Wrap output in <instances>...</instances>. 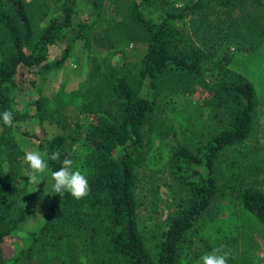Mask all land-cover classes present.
I'll return each mask as SVG.
<instances>
[{"label":"trees","instance_id":"trees-1","mask_svg":"<svg viewBox=\"0 0 264 264\" xmlns=\"http://www.w3.org/2000/svg\"><path fill=\"white\" fill-rule=\"evenodd\" d=\"M57 1L58 16L36 26L24 0H0V113L7 110L14 116L12 127L0 120V264H178L184 235L216 195L217 156L251 132L257 93L243 74L230 69L229 58L223 54L213 80L204 82L203 87L216 101L210 103L227 108L225 126L199 149L182 144L176 147L172 171L187 186L189 198L167 216L152 241H147L139 227L135 196L136 170L145 160L144 127L155 109L162 77L169 73L197 77L206 60L199 48L178 45L183 32L175 23L190 16L205 31L210 30L212 22L206 17L212 6L207 2L211 1L222 14L214 23L219 32L227 31L225 41L240 45L243 41L249 44L248 49H254L264 43V0H189L161 15L149 9L151 0H112L117 19L104 26L93 43L105 50L112 48L113 41L101 35L108 31L141 45L143 52L134 78L123 75L117 64L104 72L114 107L107 112L106 107L97 105L95 116L85 123L82 139L89 152L81 160L66 154L68 142L72 145L75 141L67 116L56 123L62 131L50 137L18 128L21 121L41 119L48 109L59 113L57 102L46 101L38 92V80L58 67L67 54L69 42L61 46L58 56L49 58L50 47L58 44L62 30L72 25L75 5L87 1L93 8L97 6V0ZM77 26L79 31L83 23ZM77 37L75 32L73 39ZM142 82L147 85L144 94ZM17 138L34 141L42 154L61 152L59 161H48L49 198L43 209L32 204L37 191H27L26 182L19 185L24 176L18 175L14 163L23 150ZM64 158L72 159L74 168L88 178L90 195L82 200L67 193L58 197L53 192L51 172L62 166ZM238 200L242 211L264 225L262 191L244 188ZM35 212L41 213L40 224L26 233L15 253L5 256V239Z\"/></svg>","mask_w":264,"mask_h":264},{"label":"rangeland","instance_id":"rangeland-1","mask_svg":"<svg viewBox=\"0 0 264 264\" xmlns=\"http://www.w3.org/2000/svg\"><path fill=\"white\" fill-rule=\"evenodd\" d=\"M24 1L36 26L58 16L57 0ZM188 1L151 0L149 9L161 15ZM207 4L212 5L206 17V21L212 22L210 30L205 31L194 22L198 20L190 16L175 23L183 32L178 45L181 47L183 44L187 49L199 48L206 54V60L201 63L197 77H185L179 73L162 77L155 109L144 127L145 160L136 170L139 227L145 239L152 241L163 228L167 216L184 206L189 198L187 186L172 171L176 147L182 144L192 150L199 149L212 133L225 126L227 108L214 105L216 101L208 96L203 87L204 82L211 83L217 63L225 54L229 58L230 69L243 74L255 88L257 105L253 124L244 141L226 148L217 156L216 195L200 219L184 235L178 264H197L203 254L220 245L229 253L228 264H264V225L242 211L238 200V193L247 187L264 193V43L248 49L249 44L243 41L241 45L230 39L225 41L223 34L227 31L223 29L219 32L214 23L215 18L217 21L222 18L219 6L211 1ZM112 6V0H97L95 8L87 1H79L75 5L72 25L62 30L64 35L60 42L50 47L49 58L58 56L61 46L69 42L67 54L58 67L42 74L36 87L46 101L57 102L59 113L55 115L48 109L41 119L21 121L18 127L39 137H50L62 131L56 123L67 116L75 141L72 145L68 142L66 154L74 159L81 160L89 152L83 144L82 130L85 123L95 116L97 105L106 107L107 112L113 110L114 101L103 80L104 72L117 64L123 75L134 78L143 52L141 45L126 42L108 31L101 35L113 41L112 48L105 50L93 43L92 39L99 36L98 32L117 19ZM78 22L83 23L79 31ZM75 32H78V37L73 39ZM146 86V82L141 83L142 94ZM17 140L23 150L14 163L18 167V175L24 176L19 185L26 182L27 191L35 189L37 193L32 204L37 210L43 209L49 198V176L45 171L38 177V185L28 181V168L23 156L28 150H36V143L23 138ZM41 221L40 212L27 216L18 231L5 239L4 255L15 253L25 242L26 233L35 230Z\"/></svg>","mask_w":264,"mask_h":264},{"label":"clouds","instance_id":"clouds-1","mask_svg":"<svg viewBox=\"0 0 264 264\" xmlns=\"http://www.w3.org/2000/svg\"><path fill=\"white\" fill-rule=\"evenodd\" d=\"M0 120L7 127H12L14 116L11 111L0 113ZM61 152L57 149L50 155L47 151L43 154L38 150H28L24 153L23 161L28 168L27 177L30 183L40 184L38 177L43 175L49 168L48 161H59ZM53 181V192L58 197L65 193L69 194L75 200H82L90 195V185L86 174L74 168L72 159L64 158L62 166L51 172ZM229 253L220 245L209 253L203 254L197 264H228Z\"/></svg>","mask_w":264,"mask_h":264}]
</instances>
